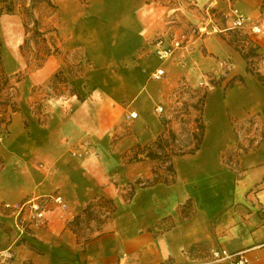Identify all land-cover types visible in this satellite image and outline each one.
<instances>
[{
	"label": "crops",
	"instance_id": "1",
	"mask_svg": "<svg viewBox=\"0 0 264 264\" xmlns=\"http://www.w3.org/2000/svg\"><path fill=\"white\" fill-rule=\"evenodd\" d=\"M188 1L179 13L162 0L56 4L61 25L46 26L55 28L47 35L57 51L38 67L50 80L61 70L64 92L47 96L35 115L12 112L8 133L0 136V252H10V264H114L120 258L186 264L206 259L211 248L244 251L248 264H264V86L246 71L240 50L219 35L243 33L241 43L257 46L252 65L264 76V0ZM231 6L245 15L244 29L209 23L205 7L228 12ZM179 21L191 29L206 26L208 33L160 59L156 37ZM214 25L221 28L212 31ZM255 25L261 34L250 32ZM1 39L4 61L8 52L12 65L16 39L9 46ZM221 57L231 59L229 73L240 81L207 91L199 148L173 157L174 177L152 182V160L131 156L137 145L169 131L153 108L165 104L181 81L194 86L208 78L205 72L222 73ZM158 70L163 74L156 78ZM247 112L255 115L263 141L231 167L224 155L234 147V119ZM53 194L65 206L50 204L45 225L20 229L14 206ZM99 200L110 206L109 215L80 241L68 222L90 203L93 211ZM92 215L88 222L97 223Z\"/></svg>",
	"mask_w": 264,
	"mask_h": 264
},
{
	"label": "rangeland",
	"instance_id": "2",
	"mask_svg": "<svg viewBox=\"0 0 264 264\" xmlns=\"http://www.w3.org/2000/svg\"><path fill=\"white\" fill-rule=\"evenodd\" d=\"M52 1L55 4L62 2V0ZM162 1L173 3V7L176 8V13H179L183 4L188 0ZM188 3L191 2L188 1ZM31 4L32 1L30 0L17 1L16 9L13 13H3L0 15V136H5L6 133H8L12 112L18 110L30 111L35 115L39 112L40 105L47 96H55L65 87L60 81L53 82V80H50L51 76L45 74L42 67H38V64L41 62L40 58L42 54L39 46L35 44L34 41L29 39L24 49H21L23 41L26 38L25 24L27 23L28 29L33 27L30 18H37L43 26H46L47 23L52 26L61 25L62 21L58 13V8L57 11L55 10V12L52 13V9L42 2L30 8L28 12H30L31 15L27 16L23 8H28ZM174 26L175 27L167 33V35H170L169 37L172 35H183L190 40H194V37H191L190 33L191 26L184 25L181 21L174 23ZM3 27L6 29H2ZM52 34L47 36L50 37ZM2 35L3 37L5 36L6 40L4 39V42L8 46L16 39V42L10 46L13 56L11 61L12 65L8 52L5 54L4 61ZM167 35L160 34L156 39H165L168 37ZM219 35L235 49H237L236 44H238L239 39H246L244 38V34L239 32L235 33L228 31L224 34L219 33ZM234 39H236V41H233ZM7 45L6 49L8 48ZM54 46L56 47L55 42ZM210 54L214 55L213 53ZM223 59L231 61V59L225 57H221V59L218 58V61ZM205 74H207L208 78L204 80L203 84L190 86L186 81H181L172 93L170 99L165 104L161 105L163 107L161 112L156 111V106L153 108L159 121L163 123L169 131L166 134V141L163 143V147L161 150L158 149L159 153L157 158L153 159L152 163L149 164L150 167H152V172L156 171L162 174L161 176L165 177L167 172L166 169L170 165L173 155L175 153L187 151L193 146L195 140L192 139L194 134L192 132L195 130L197 132L200 131V112H202V106L206 99L207 91L215 85L225 86L224 90H226L230 85L232 73L223 75L220 70H218L217 73L213 70L205 72ZM70 83H72L71 80ZM236 83L235 81L234 85ZM233 130L234 138L231 144H233L234 147L224 155L225 162L231 167L237 165L239 156L257 148L260 142L263 141V132L256 123L255 115L249 114V112H247L241 121L234 119ZM0 163H2L1 160ZM153 178L154 177H152V179ZM109 210L110 206L103 200H99L91 213L93 214L91 217L98 219L97 223H95L94 220L88 222L85 216L81 217V220L74 226V230L80 237V241H84L95 233L99 228V222L103 221L105 217L109 215Z\"/></svg>",
	"mask_w": 264,
	"mask_h": 264
},
{
	"label": "built area",
	"instance_id": "3",
	"mask_svg": "<svg viewBox=\"0 0 264 264\" xmlns=\"http://www.w3.org/2000/svg\"><path fill=\"white\" fill-rule=\"evenodd\" d=\"M232 1V0H229ZM204 12L207 20L210 24L214 21L220 20L224 25V30H242L245 28L246 17L235 6H231L228 12H222L214 7H205ZM212 31H218L221 28L219 25L211 26ZM250 32L256 35L262 33L259 26H252L249 28ZM208 33L207 27H193L191 29V37L194 39H201ZM190 39L181 35L175 38H171L166 41L164 38L156 39L155 53L160 59H166L170 57L176 49L186 46ZM218 64L222 70L223 75H227L234 67L233 63L229 60H219ZM163 74V70H158L155 77L159 78ZM162 106L156 108L158 112L162 111ZM132 117H135V113H131ZM50 204H55L58 207H64L65 203L63 198L58 194L48 195L44 197H30L24 201L16 204L13 208L15 217L20 229L25 230L28 227H40L46 224V212L48 211ZM11 254L10 252H0V264H10ZM248 264L249 259L246 257L244 251L230 252L225 248H211L209 250L208 257L204 260L191 261L186 264ZM114 264H127V260L124 258L118 259Z\"/></svg>",
	"mask_w": 264,
	"mask_h": 264
},
{
	"label": "trees",
	"instance_id": "4",
	"mask_svg": "<svg viewBox=\"0 0 264 264\" xmlns=\"http://www.w3.org/2000/svg\"><path fill=\"white\" fill-rule=\"evenodd\" d=\"M17 1H20V0H0V15L3 13H13L16 9V2ZM30 1H32L31 6L28 8H23V10L26 11L27 16L31 15L30 12H28L29 9L35 7V5H37L41 2L45 3L47 7L51 8L52 13L57 8L56 4L52 0H30ZM30 20L32 21L33 27L31 29H28L27 23L25 24V28H26L25 36H26V38L23 41L21 49L23 50L24 47L26 46V44L28 43L29 39H31L32 41L35 42V44H37L39 46V48L41 50L42 56H41L40 60L42 62L47 56H49L50 54H53L54 52L57 51V47L54 46V42L52 41V38L49 37V39H48V37H47V34L54 32L55 28L43 26V24L41 25V22L37 18H30ZM234 32L237 33V31H234ZM29 34H30V36H29ZM244 40L239 39L238 40L239 42L236 45H237V49L240 50V52L242 53V57L247 61L246 71L248 73L256 75L258 81L264 86V76L261 75L256 70H254V68H253L254 66L252 65L253 59L258 57V53L256 52L257 46H253V44H251L250 46L247 47L244 43H241V41H244ZM233 41H236V39H234ZM51 45H52L53 49H52ZM0 47H1V42H0ZM41 62H40V64H41ZM40 64H38V66H40ZM0 67H1V53H0ZM68 71L72 76L77 75L76 73H73V71H71L70 68L68 69ZM82 71H83L82 67L77 70V72H82ZM52 80H53V82H55V81L59 82L60 81L64 85L67 82V80L64 77L61 70L56 72L53 75ZM236 80L240 81L239 78H237L235 76L232 77L230 80L229 87H232ZM69 91L72 94L74 93L73 90H69ZM60 92L62 93L64 91H60ZM199 129H200L199 133L193 134L192 139L195 140V143L193 144V146L187 151L175 153L173 155V157L176 155L183 154V153L194 152L195 150H197L199 148V145H200L201 139H202V135H203V125L200 122V119H199ZM165 139H166V137L161 135L156 140H154L152 143H150L148 145H145L143 147H141L140 145H137L134 148V150H132L133 155L131 156V159H134L136 161L142 160L143 157H144V159L145 158H148L151 160L156 159L157 155L159 153L158 149L161 150V148L163 147V143L166 141ZM173 157H172V159H173ZM172 159L170 161V165L166 169V171H167L166 176L165 177L161 176L162 174H159L156 171H154V172H152L153 177H154L152 179V182L160 181L162 179L167 181L169 177H174V169H173V165H172ZM137 183H139V181H137ZM92 207H93V203L88 204L82 210V212H80L78 215H76L72 221L68 222V227H70V229H72L74 232H76L74 230V226L76 225L77 222H79L81 220V217L87 216L88 217V218H86L87 221L90 219L89 215H91V213H92V211H90L92 209ZM112 210H113V208H112Z\"/></svg>",
	"mask_w": 264,
	"mask_h": 264
}]
</instances>
